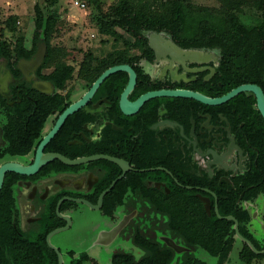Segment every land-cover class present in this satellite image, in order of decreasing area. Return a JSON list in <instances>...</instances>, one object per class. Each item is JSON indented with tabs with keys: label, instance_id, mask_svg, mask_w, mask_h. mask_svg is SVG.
<instances>
[{
	"label": "flooded vegetation",
	"instance_id": "1",
	"mask_svg": "<svg viewBox=\"0 0 264 264\" xmlns=\"http://www.w3.org/2000/svg\"><path fill=\"white\" fill-rule=\"evenodd\" d=\"M153 33V38L162 45L158 59L148 45ZM145 39L151 53L134 45ZM115 40L118 44L104 46L98 52L83 50L82 46L69 51L53 46L50 40L47 45L42 35L35 45L24 46L31 55L17 62V79L7 63L0 62V166L14 163L28 167L37 158L45 161L33 173L9 171L3 176L0 261L4 264H17V261L19 264L56 261L58 264L60 259L62 264L65 260L71 264L84 254L87 260H92L88 253L77 254L69 246L77 214L90 209L101 213L112 224L118 219L119 211L136 215V196L157 194L152 186L160 189L169 179L178 182L168 166L175 157L180 160L176 163L183 168L182 174L188 175L185 179L198 181L208 176L214 183L213 191L197 185L182 186L209 192L216 191L220 184L232 183L238 176L246 177L255 162L252 155L257 148L250 137L251 120L247 116L242 119L234 110L201 113L195 104L156 97L145 101L135 112L125 114L120 100L129 80L127 71L107 77L88 101L63 120L38 157L40 143L60 116L82 100L107 69L126 65L135 72L136 83L126 96L127 102L133 103L151 91L198 92L197 84L209 82L218 65L217 50L182 47L163 31L139 35L132 43L123 35L116 36ZM42 43L45 44L43 60L32 68L30 63ZM181 50L202 51L209 54V61L198 63L194 57L178 54ZM14 103L19 104L23 138L22 150L17 154L7 152L5 132ZM29 122L34 124L31 130L27 129ZM259 137L258 160L264 166L262 131ZM59 156L69 161L92 159L70 165ZM249 188L245 187L243 193ZM260 197L263 199L258 202ZM216 202L215 199L217 205ZM126 203L130 208L125 207ZM240 205L250 213L249 225L260 229L264 241V190L253 199L240 201ZM134 217L121 229L126 239ZM99 226L100 223L92 230L99 232Z\"/></svg>",
	"mask_w": 264,
	"mask_h": 264
},
{
	"label": "trees",
	"instance_id": "2",
	"mask_svg": "<svg viewBox=\"0 0 264 264\" xmlns=\"http://www.w3.org/2000/svg\"><path fill=\"white\" fill-rule=\"evenodd\" d=\"M44 1L47 4V11L39 6V13L34 18L32 33L34 45L41 36L46 22L49 19H57L52 2ZM100 1L89 0L93 10L91 19L99 26L101 33L114 34L118 37L111 29L102 28L110 17L102 13ZM188 1L170 0L164 12L149 14L142 10L140 4L134 5L129 0H118L112 6V10L116 15L126 16L127 24L132 21L130 24L132 29L140 34L163 31L182 47L206 51L217 50L218 65L214 77L209 82L197 84L196 90L203 95L218 97L245 83L257 84L264 92V0L258 6L260 19L249 26H243L237 17L241 0H221L222 8L200 6L197 7V12L188 7ZM10 20L15 23L16 18L11 17ZM189 29L191 31L188 32ZM42 35L45 43L49 45L48 34ZM134 45L140 50L146 49L151 53L146 39ZM50 53L49 51L48 54ZM30 55L31 52L25 51L22 40L15 45L7 42L3 37V28L0 27V62L7 63L16 79L17 62L21 57L28 58ZM17 89L15 85L14 91L17 92ZM173 100L195 104L201 113L222 112L224 109H229L234 110L242 119L247 116L252 126L250 137L255 141L254 147L257 148L252 155L255 162L246 177L238 176L232 183L220 184L216 191L209 192L200 188L182 186L197 185L213 191L214 183L208 176L198 181L185 179L184 176L188 175L182 174L183 168L177 165L178 159L175 157V161L168 166L178 182L169 179L164 181L166 183L160 189L152 186L157 194L139 195L134 198L137 212L128 239L133 246L142 251V255L135 258L129 252L117 249L112 254L111 264H207L195 255L199 249L214 257V264H225L236 239L235 222L233 219L223 218L226 216H231L238 222L240 235L249 240L256 250L264 249V244L262 245L248 229L250 213L240 205V201L253 199L264 190L262 178L264 166L258 160V154L261 152L258 145L259 136L261 131L264 134V119L256 108L254 95L250 92H242L219 106H208L186 98ZM10 112L11 116L5 124L7 152L17 154L22 150L23 142L19 104L14 103L10 107ZM33 125L29 122L27 129L31 130ZM237 136L240 137V134L237 133ZM247 186L250 187L249 191L243 193V189ZM166 188L169 192H166ZM2 195L3 192L0 193V196ZM200 196H207L210 199V214L205 211ZM215 199L220 217L214 210ZM238 257L243 264H253L255 259L263 258L264 254L255 253L247 243L242 242ZM86 260L84 254L80 259L73 260L71 264H82ZM0 263L6 262L0 261ZM16 263L19 264L18 261ZM26 264H56V261L40 263L33 261Z\"/></svg>",
	"mask_w": 264,
	"mask_h": 264
},
{
	"label": "rangeland",
	"instance_id": "3",
	"mask_svg": "<svg viewBox=\"0 0 264 264\" xmlns=\"http://www.w3.org/2000/svg\"><path fill=\"white\" fill-rule=\"evenodd\" d=\"M53 8L57 13V19H49L46 22L43 33H47L50 43L53 46L64 47L72 50L78 46H82L83 50L91 49L98 52L104 46L118 44L115 43L116 36L114 34H103L99 31V26L93 21L92 7L89 0H79L85 3V8L80 9L74 6L73 0H50ZM221 0H189L188 7L193 8L197 12V7L204 6L209 8H222ZM118 0H101L100 9L105 16L110 18L102 25V28L111 29L117 35H123L129 42L139 35H143L134 31L130 24L126 23L127 17L120 14L116 15L112 6ZM130 3L140 4L142 10L151 14L153 12H164L169 5L170 0H129ZM262 0H241L238 8L237 17L243 26L254 25L260 19L259 5ZM39 6L47 11V4L44 0H0V27L3 28L4 39L12 45L21 41L24 46H29L32 42V33L34 31V18L39 13ZM230 10V9H228ZM115 17H114V16ZM15 17V23L10 18ZM191 29L188 30V32ZM168 34V33H167ZM97 54V53H95ZM263 198L260 197L258 202ZM125 207L130 208L126 203ZM118 219L115 223L109 220L101 213L93 210H87L78 213L76 222L70 232L72 242L69 245L77 254L86 252L92 260L84 261L82 264H111L112 254L117 249L125 250L139 258L142 251L133 246L131 242L124 238L121 229L125 228L129 219L135 216V213L117 212ZM100 223L97 231H93V227ZM255 227V226H254ZM248 225V229L253 233L255 238H259L260 229H254ZM97 232V233H96ZM69 234V235H70ZM96 237V238H95ZM243 241L236 237L234 245L229 253V258L225 264H243L238 257V253ZM262 245L264 241H260ZM264 254V253H259ZM195 255L204 260L207 264H214L215 258L208 255L203 250H197ZM94 258V259H93ZM68 260H65V264ZM253 264H264V257L255 259Z\"/></svg>",
	"mask_w": 264,
	"mask_h": 264
},
{
	"label": "water",
	"instance_id": "4",
	"mask_svg": "<svg viewBox=\"0 0 264 264\" xmlns=\"http://www.w3.org/2000/svg\"><path fill=\"white\" fill-rule=\"evenodd\" d=\"M153 37H154V33L151 34L149 41H148V45H149L150 49H152L154 51L156 58L158 59L159 56L162 54V52L159 50V48H161L162 45L160 42L157 43L156 39H154ZM157 38H159V37L157 36ZM44 47H45V44L42 43L41 47L38 49V51L36 53L34 60L30 63L32 68H35L36 66H38L40 64V62L43 60ZM180 52L182 54H185L186 58L194 57V61H197L198 63H206L209 61V58H208L209 54L203 53L202 51H199V50H197V51L181 50V51H178V54H180ZM170 55L172 56L171 53H170ZM118 71L129 72V80H128V83H127L125 89L122 92L121 100H120L121 109L123 110V112L125 114L135 112L145 101L152 99V98H156V97L186 98V99L195 100L197 102H200V103H202L204 105H208V106H219V105H222V104L228 102L229 100H231L236 95H238L242 92H250L254 95L255 100H256V107L264 119V92H263V89L259 85L253 84V83L241 84V85L234 87L230 91H228L225 94L218 96V97H208V96L203 95L200 92L187 90V89L151 91V92H147V93L141 95L135 102L129 103V102H127L126 96H127L128 92L131 89H133V87L136 83V74L129 66L118 65V66H113V67L107 69L106 71H104L98 77V79L92 84V86L90 87L88 92H86V94L83 96L82 100L76 102L75 104L71 105L69 108H67L65 110V112L60 116V118H59L58 122L56 123L55 127L53 128V130L40 143L38 150H37L38 157L40 155V151H41L42 147L54 135V133L56 132L58 127L61 125L63 120L69 114L76 111L86 101H88L89 98L96 91V89L99 87V85L107 77H109L111 74L118 72ZM59 158H61L65 163L70 164V165H77V164L82 163L83 161H87V160L92 159V158H85L82 160L69 161V160L62 158L60 156H59ZM44 162H45L44 160H40L39 158H37V160L32 165H30L28 167H21V166L14 164V163H5V164L1 165L0 166V189L2 186V182H3V176L6 172L12 171V172L20 173V174H30V173L37 171L40 167H42ZM113 184H114V182L112 183L110 188L113 186ZM107 191H105L104 193H106ZM104 193H102L101 196L99 197V200H98L99 204H101L102 197H103ZM200 199L204 203L205 211L207 212V214H210V199L208 197H202V196H200ZM214 210H215L217 216L220 217L218 215L216 204H215ZM223 218L234 220V222H235L234 231H235L236 237L239 238L240 240H242L243 242L247 243L252 251H254L257 254L264 253V250H262V251L256 250V248L253 246V244L249 240L245 239L244 237H242L240 235V233L238 231V222L233 217L226 216ZM58 264H62L61 259L59 260Z\"/></svg>",
	"mask_w": 264,
	"mask_h": 264
},
{
	"label": "built area",
	"instance_id": "5",
	"mask_svg": "<svg viewBox=\"0 0 264 264\" xmlns=\"http://www.w3.org/2000/svg\"><path fill=\"white\" fill-rule=\"evenodd\" d=\"M73 4H74V6H76L77 8H80V9H84L86 6L84 2H81L79 0H73Z\"/></svg>",
	"mask_w": 264,
	"mask_h": 264
}]
</instances>
